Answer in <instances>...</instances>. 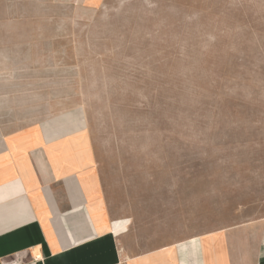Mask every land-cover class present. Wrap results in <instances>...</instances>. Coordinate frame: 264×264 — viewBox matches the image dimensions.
<instances>
[{"label": "rangeland", "instance_id": "rangeland-1", "mask_svg": "<svg viewBox=\"0 0 264 264\" xmlns=\"http://www.w3.org/2000/svg\"><path fill=\"white\" fill-rule=\"evenodd\" d=\"M0 100L14 125L76 115L142 212L264 213V0H0Z\"/></svg>", "mask_w": 264, "mask_h": 264}, {"label": "crops", "instance_id": "crops-1", "mask_svg": "<svg viewBox=\"0 0 264 264\" xmlns=\"http://www.w3.org/2000/svg\"><path fill=\"white\" fill-rule=\"evenodd\" d=\"M0 264H264V213L179 227L103 183L76 115L17 125L0 117Z\"/></svg>", "mask_w": 264, "mask_h": 264}, {"label": "bare ground", "instance_id": "bare-ground-1", "mask_svg": "<svg viewBox=\"0 0 264 264\" xmlns=\"http://www.w3.org/2000/svg\"><path fill=\"white\" fill-rule=\"evenodd\" d=\"M115 246V245H114Z\"/></svg>", "mask_w": 264, "mask_h": 264}]
</instances>
